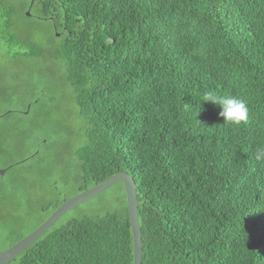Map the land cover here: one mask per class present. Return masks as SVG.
I'll use <instances>...</instances> for the list:
<instances>
[{"label": "trees", "instance_id": "obj_1", "mask_svg": "<svg viewBox=\"0 0 264 264\" xmlns=\"http://www.w3.org/2000/svg\"><path fill=\"white\" fill-rule=\"evenodd\" d=\"M209 92L243 99L247 121L225 124ZM11 105L0 252L125 172L142 264H264V0H0ZM72 211L9 264H134L123 183Z\"/></svg>", "mask_w": 264, "mask_h": 264}, {"label": "water", "instance_id": "obj_2", "mask_svg": "<svg viewBox=\"0 0 264 264\" xmlns=\"http://www.w3.org/2000/svg\"><path fill=\"white\" fill-rule=\"evenodd\" d=\"M27 16H31L30 11L26 12ZM60 34H57L59 36ZM30 107V106H29ZM12 111H8L0 117H4L7 114H10ZM28 113V112H25ZM9 168L0 169V176H5ZM123 183L127 207L129 211V217L131 222V228L133 233V243H134V264L143 263V241H142V230L139 220V200H138V191L137 185L134 178L125 172H120L102 183L87 189L71 198L66 200L58 209H56L51 216L40 225L35 231L30 233L28 236L23 238L21 241L8 248L5 251L0 252V264H9L17 256L27 250L32 246L40 237H42L61 217H63L68 212L77 208L78 206L84 204L85 202L95 198L101 193L105 192L112 186L117 183Z\"/></svg>", "mask_w": 264, "mask_h": 264}, {"label": "clouds", "instance_id": "obj_3", "mask_svg": "<svg viewBox=\"0 0 264 264\" xmlns=\"http://www.w3.org/2000/svg\"><path fill=\"white\" fill-rule=\"evenodd\" d=\"M204 101L220 106L219 115L223 118L225 124L239 125L248 119L249 108L243 99L235 96L219 97L209 92L205 94ZM262 156H264V150H261V154L257 158L259 159Z\"/></svg>", "mask_w": 264, "mask_h": 264}, {"label": "rangeland", "instance_id": "obj_4", "mask_svg": "<svg viewBox=\"0 0 264 264\" xmlns=\"http://www.w3.org/2000/svg\"><path fill=\"white\" fill-rule=\"evenodd\" d=\"M43 86H44V88H45V90H46V92L48 93V94H54L55 92L56 93H58L59 95H62V93H63V87L61 86V85H58V84H54V86L53 85H51L50 83H48V82H46V83H44L43 84ZM6 108V110L8 109V111H21L22 109L19 107V106H17V105H11V106H9V107H5ZM2 111H4V106H0V112H2ZM72 123H73V126L74 127H76V128H78L80 125L78 124V122H77V120L76 119H74V120H72L71 121ZM70 122V123H71ZM68 126V124L67 123H64L63 122V129H66V127ZM62 136H59V141H64L63 139H60ZM47 139H48V136L46 137ZM13 166L11 165V166H9L8 168L9 169H11ZM7 168V165L5 164V163H0V169H6ZM9 169H8V171H9ZM8 171H7V173H8ZM6 173V174H7ZM5 174V175H6ZM10 175H12V172H10L7 176H6V178H8ZM77 215V213H76V211L74 210V211H72L65 219H67L68 217H73V216H76Z\"/></svg>", "mask_w": 264, "mask_h": 264}]
</instances>
